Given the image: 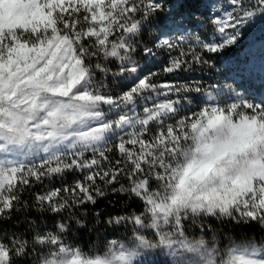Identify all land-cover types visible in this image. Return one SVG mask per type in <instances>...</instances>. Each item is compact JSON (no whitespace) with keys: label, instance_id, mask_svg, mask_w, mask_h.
I'll return each instance as SVG.
<instances>
[{"label":"snow or ice","instance_id":"1","mask_svg":"<svg viewBox=\"0 0 264 264\" xmlns=\"http://www.w3.org/2000/svg\"><path fill=\"white\" fill-rule=\"evenodd\" d=\"M226 50L223 84L155 79ZM109 194L139 207L85 248ZM26 208L59 219L0 229V264H264V0H0V225Z\"/></svg>","mask_w":264,"mask_h":264},{"label":"trees","instance_id":"2","mask_svg":"<svg viewBox=\"0 0 264 264\" xmlns=\"http://www.w3.org/2000/svg\"><path fill=\"white\" fill-rule=\"evenodd\" d=\"M200 11H204L201 9ZM199 23L203 24V35L207 36L211 33V25L207 22L206 17H201ZM153 33L148 32L145 34L144 39L150 40L152 38ZM222 56H235V52L233 50H226L219 58L212 57L211 63L212 67L207 65H194L191 71H183L174 74H165L160 72L155 79L157 81L164 80H176L180 83H185L188 81H197L202 80L203 83H206L210 80H222V77L226 75V70L222 72H217L216 67L220 63V58ZM139 60H143V57H137ZM162 59L158 57V60ZM159 64H154L152 67L154 69L158 68ZM229 67V66H228ZM227 67V68H228ZM119 87L121 85L115 84ZM196 105L193 104L192 107ZM114 155V154H113ZM79 174L70 173L66 176V181L68 183H72L74 179L78 177ZM60 183L59 180L55 181L54 184L58 186ZM47 187H51L53 185H46ZM40 185H34L31 189H27L23 192L22 200L28 202L29 205L33 203V195L36 192L43 191ZM138 203L131 202L127 200L124 196L121 195H112L109 194L103 198H99L95 205L86 204L83 208L78 209L76 211V216L80 217L83 221L86 222V228L81 230L78 234H74V239L79 241V243L87 248L90 246L100 247L104 244L105 238H111L113 236H122L125 229L114 230V228L108 225L105 221L106 218L110 216H116L125 214L126 212L138 209ZM95 213H99L97 217ZM52 219H59V217H52L48 213H41L33 208H26L23 211L17 210L13 213L11 219L6 220L0 225V229L7 230L9 232L15 231L18 234L24 233L27 235H31V229L28 227L30 222L32 223H40L43 226L45 223H51ZM215 226V222H214ZM236 231L237 234L241 233L240 229H234L229 226L223 231L231 232ZM250 231H255L259 234V230L253 227ZM165 257L160 259V262H163Z\"/></svg>","mask_w":264,"mask_h":264},{"label":"rangeland","instance_id":"3","mask_svg":"<svg viewBox=\"0 0 264 264\" xmlns=\"http://www.w3.org/2000/svg\"><path fill=\"white\" fill-rule=\"evenodd\" d=\"M217 2L218 3H220V5H221V10H223V7L226 5V0H217ZM258 34V33H257ZM259 48V45H257V49ZM228 57H226V56H222L221 58H220V63H219V65H217V67H216V70L215 71H217V72H222V71H225L226 69H227V67L229 66V60L227 59ZM197 81H200L201 83H202V85L203 86H208V85H210V84H212L213 82H220L221 84H223L224 83V80L222 79V80H210V81H208V82H206V83H203V81L202 80H197ZM192 82H195V81H188L187 83H192ZM230 82V81H229ZM256 83L258 84L259 83V81H256ZM118 89V86L117 85H113V90L115 91V90H117ZM191 96H193V97H195L196 96V94L195 93H191ZM190 231V233H192L193 232V230L192 229H190L189 230ZM126 232V229L124 230V233ZM123 233V234H124ZM198 235V234H197ZM165 256L163 255V254H160V256L158 257V260H160V259H162V258H164Z\"/></svg>","mask_w":264,"mask_h":264}]
</instances>
